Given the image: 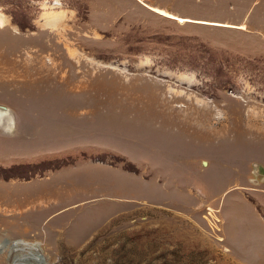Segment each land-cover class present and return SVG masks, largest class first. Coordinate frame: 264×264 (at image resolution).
<instances>
[{"label": "rangeland", "instance_id": "rangeland-1", "mask_svg": "<svg viewBox=\"0 0 264 264\" xmlns=\"http://www.w3.org/2000/svg\"><path fill=\"white\" fill-rule=\"evenodd\" d=\"M40 255L264 262V0H0V264Z\"/></svg>", "mask_w": 264, "mask_h": 264}, {"label": "water", "instance_id": "water-1", "mask_svg": "<svg viewBox=\"0 0 264 264\" xmlns=\"http://www.w3.org/2000/svg\"><path fill=\"white\" fill-rule=\"evenodd\" d=\"M41 257V261H40V264H44L45 263V259L40 255ZM39 262V261H38Z\"/></svg>", "mask_w": 264, "mask_h": 264}, {"label": "bare ground", "instance_id": "bare-ground-1", "mask_svg": "<svg viewBox=\"0 0 264 264\" xmlns=\"http://www.w3.org/2000/svg\"><path fill=\"white\" fill-rule=\"evenodd\" d=\"M40 261H41V258H40ZM259 264H264V262L261 261Z\"/></svg>", "mask_w": 264, "mask_h": 264}]
</instances>
